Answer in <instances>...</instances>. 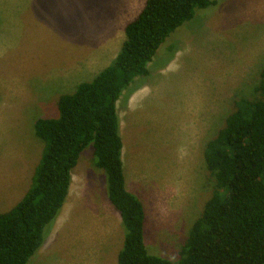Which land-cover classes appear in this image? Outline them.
<instances>
[{
  "label": "rangeland",
  "instance_id": "374dc122",
  "mask_svg": "<svg viewBox=\"0 0 264 264\" xmlns=\"http://www.w3.org/2000/svg\"><path fill=\"white\" fill-rule=\"evenodd\" d=\"M213 1L167 36L148 74L116 103L124 180L143 206L147 251L174 262L213 194L205 145L238 99L258 96L264 66V0ZM144 2L0 0V213L31 184L44 146L34 121L56 116L60 95L112 61ZM71 172V207L46 225L26 264L101 263L111 254L123 225L113 223L119 213L91 144Z\"/></svg>",
  "mask_w": 264,
  "mask_h": 264
},
{
  "label": "trees",
  "instance_id": "16d2710c",
  "mask_svg": "<svg viewBox=\"0 0 264 264\" xmlns=\"http://www.w3.org/2000/svg\"><path fill=\"white\" fill-rule=\"evenodd\" d=\"M213 0H145L125 24L112 61L90 80L59 96L58 113L34 121L44 146L25 194L0 213V264H26L41 247L45 227L57 217L72 169L89 144L94 164L106 174L107 195L118 211L124 238L117 264H264V66L257 97L235 102L224 125L205 145V167L214 179L177 261L150 254L144 242L145 214L125 187L122 139L116 103L167 36Z\"/></svg>",
  "mask_w": 264,
  "mask_h": 264
},
{
  "label": "crops",
  "instance_id": "0c3cea01",
  "mask_svg": "<svg viewBox=\"0 0 264 264\" xmlns=\"http://www.w3.org/2000/svg\"><path fill=\"white\" fill-rule=\"evenodd\" d=\"M71 185H72V175H71V184H70V187H69V192H68L67 198L65 200V203L63 204V210H65L64 212H66L71 207V204H72V202H70L72 200H70L69 203H68V199H69V196H70ZM126 185L127 184H125V187H126ZM126 189H127V187H126ZM68 204H70L69 207H68ZM120 222H121L120 215H118V217L115 216L113 218V223H114L115 227L117 225H119V224H122ZM123 238H124V229L122 227L121 233L115 239L113 247L110 250L111 254L107 255L108 260L106 259L105 262L103 261L101 263H92V264H117V256H118V252L120 251V249L122 247Z\"/></svg>",
  "mask_w": 264,
  "mask_h": 264
}]
</instances>
